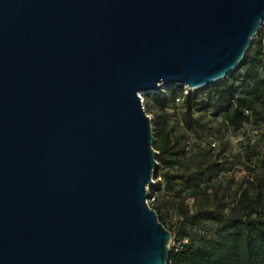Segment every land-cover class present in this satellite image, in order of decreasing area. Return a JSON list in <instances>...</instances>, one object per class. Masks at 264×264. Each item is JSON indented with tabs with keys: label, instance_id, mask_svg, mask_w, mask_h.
<instances>
[{
	"label": "water",
	"instance_id": "water-1",
	"mask_svg": "<svg viewBox=\"0 0 264 264\" xmlns=\"http://www.w3.org/2000/svg\"><path fill=\"white\" fill-rule=\"evenodd\" d=\"M264 0H0V264H169L143 92L219 83Z\"/></svg>",
	"mask_w": 264,
	"mask_h": 264
},
{
	"label": "trees",
	"instance_id": "trees-1",
	"mask_svg": "<svg viewBox=\"0 0 264 264\" xmlns=\"http://www.w3.org/2000/svg\"><path fill=\"white\" fill-rule=\"evenodd\" d=\"M158 113L154 120L158 167L156 184L150 189L156 200L150 202L160 220L167 226L158 194L175 191L178 182L197 194L208 187L223 171L224 162L210 160L175 171L179 157L186 153L181 138L173 131V114L169 108L181 103L185 109L184 123L195 131L203 125L195 117L197 111H208L222 117L227 125L240 130L245 124L264 127V24L233 73L219 83L193 91L177 85L164 92L152 93ZM249 160L260 158L248 184L234 203L220 200L216 207L191 211L183 203L178 205L180 219L172 232L177 246L171 248L169 264H264V154L250 147ZM225 161V160H224Z\"/></svg>",
	"mask_w": 264,
	"mask_h": 264
},
{
	"label": "rangeland",
	"instance_id": "rangeland-1",
	"mask_svg": "<svg viewBox=\"0 0 264 264\" xmlns=\"http://www.w3.org/2000/svg\"><path fill=\"white\" fill-rule=\"evenodd\" d=\"M182 87L187 89L186 85ZM152 93L154 92L145 93L143 97L145 108L154 119L158 111ZM169 111L173 114V135L181 138L180 145L186 149V153L178 158L175 171L187 167L194 169L197 164L210 160L224 162L220 175L195 195L193 191L186 189L182 182H178L175 191L163 190L158 194L157 205L160 206L164 220L167 226L175 229L180 219L178 212L180 203L186 204L193 212L216 207L220 200L234 203L241 190L247 186L248 180L252 178L253 172L250 167H255L259 163L258 157L253 161L249 160L251 156L249 148L257 147L261 156L264 154V127L258 128L249 123L240 130H234L222 117H216L208 111H197L195 117L203 126L191 131L185 126V109L181 103L173 105ZM170 245L171 248L177 246L174 237Z\"/></svg>",
	"mask_w": 264,
	"mask_h": 264
},
{
	"label": "built area",
	"instance_id": "built-area-1",
	"mask_svg": "<svg viewBox=\"0 0 264 264\" xmlns=\"http://www.w3.org/2000/svg\"><path fill=\"white\" fill-rule=\"evenodd\" d=\"M191 89L190 87H188L187 86V89ZM192 90V89H191ZM143 101H144V97H143ZM155 182H157V180L155 179L154 180ZM156 200V197H155V195H153L152 193H151V191L149 190V199H148V202H149V204H150V202H153V201H155Z\"/></svg>",
	"mask_w": 264,
	"mask_h": 264
},
{
	"label": "bare ground",
	"instance_id": "bare-ground-1",
	"mask_svg": "<svg viewBox=\"0 0 264 264\" xmlns=\"http://www.w3.org/2000/svg\"><path fill=\"white\" fill-rule=\"evenodd\" d=\"M145 93H147V92H143L142 95L145 94Z\"/></svg>",
	"mask_w": 264,
	"mask_h": 264
}]
</instances>
